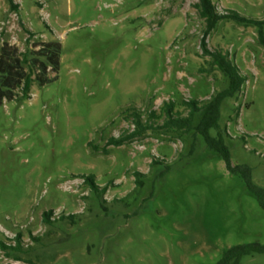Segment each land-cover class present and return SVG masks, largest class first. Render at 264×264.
Returning <instances> with one entry per match:
<instances>
[{
    "label": "rangeland",
    "instance_id": "obj_1",
    "mask_svg": "<svg viewBox=\"0 0 264 264\" xmlns=\"http://www.w3.org/2000/svg\"><path fill=\"white\" fill-rule=\"evenodd\" d=\"M212 1L219 13L264 19V0ZM196 3L0 0V45L62 44L58 79L0 106V264H217L232 246L264 244V210L199 135L157 129L161 119L125 145L107 144L133 130L134 109L145 121L174 101L187 116L184 102L227 87L200 46ZM205 41L246 79L223 101L220 126L232 164L249 165L264 187L258 30L222 20ZM161 159L171 167L162 178L164 165L150 164ZM136 171L145 185L133 193ZM88 176L107 186L102 197ZM241 264H264V255Z\"/></svg>",
    "mask_w": 264,
    "mask_h": 264
},
{
    "label": "trees",
    "instance_id": "obj_2",
    "mask_svg": "<svg viewBox=\"0 0 264 264\" xmlns=\"http://www.w3.org/2000/svg\"><path fill=\"white\" fill-rule=\"evenodd\" d=\"M12 1V0H10ZM14 7V6H13ZM199 17L204 21L203 37L200 46L204 55L210 56L209 64L213 68H218L228 80L227 87L213 94L206 101L190 100L183 103L189 110L188 115L177 114L175 111V102L167 101L163 104L160 112L151 111L148 119L143 121L141 113L136 109L131 111L133 117V130L118 137H111L108 146H122L126 143L142 137L147 131L154 130V124L162 119L157 129H164L183 137L190 133L194 136L199 135L206 147L210 151L218 153L224 160L227 170L243 178V181L250 193H252L259 206L264 210V187L256 184L252 179V168L247 164L233 165L231 160L230 147L226 143L225 133L221 129V107L225 99L234 98L241 91L246 79L242 76L237 66L229 59L227 53L210 51L206 44V37L216 28L222 20H231L239 25L256 27L260 44L264 47V19H253L240 15L236 11L228 13H219L212 0H198L195 4ZM33 35H29L28 44ZM62 44L59 40L39 41L34 45L27 47L25 51H20L18 47L3 41L0 45V106L5 102L17 100L22 102L31 98L32 86L37 84L44 87L55 82L59 77L61 68ZM157 126V125H156ZM194 150V143H192ZM94 151H100L98 145L89 143ZM105 154L108 150L103 149ZM151 165H164V169L159 176L164 177L170 170V166L164 159L153 160ZM146 173L134 172L135 188H143L145 185L144 177ZM94 177L83 178L85 183L89 181L99 197H102L107 186L100 187L93 182ZM132 194V193H131ZM125 198H121L123 202ZM73 216L68 215L67 218ZM255 254L264 255V244L252 242L232 246L223 252L221 259L217 264H241L247 256Z\"/></svg>",
    "mask_w": 264,
    "mask_h": 264
}]
</instances>
